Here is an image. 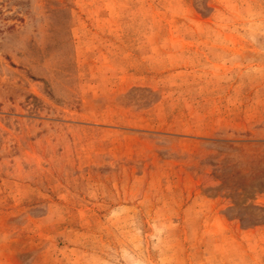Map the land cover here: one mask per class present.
<instances>
[{"label":"rangeland","instance_id":"obj_1","mask_svg":"<svg viewBox=\"0 0 264 264\" xmlns=\"http://www.w3.org/2000/svg\"><path fill=\"white\" fill-rule=\"evenodd\" d=\"M0 264H264V0H0Z\"/></svg>","mask_w":264,"mask_h":264}]
</instances>
